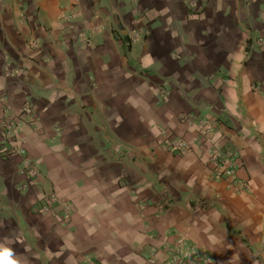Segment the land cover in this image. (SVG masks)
<instances>
[{"label":"crops","instance_id":"obj_1","mask_svg":"<svg viewBox=\"0 0 264 264\" xmlns=\"http://www.w3.org/2000/svg\"><path fill=\"white\" fill-rule=\"evenodd\" d=\"M3 100L37 119L17 136L36 184L18 191L21 158H0L13 264H149L168 233L264 264V0H0V117ZM191 113L219 124L204 145ZM170 134L192 152L163 150ZM213 146L239 153L245 190L209 180ZM49 194L68 220L36 213Z\"/></svg>","mask_w":264,"mask_h":264},{"label":"built area","instance_id":"obj_2","mask_svg":"<svg viewBox=\"0 0 264 264\" xmlns=\"http://www.w3.org/2000/svg\"><path fill=\"white\" fill-rule=\"evenodd\" d=\"M29 45L36 47L35 42H29ZM25 119L30 125H36L37 119L31 101L25 100L19 113L13 114L7 101L3 100L2 117H0V158L9 159L14 156L21 158L20 176L22 180L17 187L20 192H25L34 186L39 176L36 164L28 158L26 149L18 142V132L26 124ZM181 121L195 135L198 145H204L218 132L219 124L210 116H199L194 113L184 114ZM161 148L177 156H184L193 150L184 138L174 137L172 134L164 137ZM239 158V153L230 148L211 147L207 163L210 169L209 180L212 182L225 180L234 192L245 190L246 184L236 177ZM159 196L163 200L162 204L167 205L169 195L166 190H162ZM56 208L62 211L63 221L69 219L72 212L71 207L67 202L58 200L54 194L40 199L36 213L39 215L53 214ZM158 242V245L151 249L146 258V262L149 264H214V258L210 251L192 244L182 234L168 233L159 237Z\"/></svg>","mask_w":264,"mask_h":264},{"label":"clouds","instance_id":"obj_3","mask_svg":"<svg viewBox=\"0 0 264 264\" xmlns=\"http://www.w3.org/2000/svg\"><path fill=\"white\" fill-rule=\"evenodd\" d=\"M9 255L10 253H8V256ZM7 257L0 255V264H13V262L7 259Z\"/></svg>","mask_w":264,"mask_h":264},{"label":"snow or ice","instance_id":"obj_4","mask_svg":"<svg viewBox=\"0 0 264 264\" xmlns=\"http://www.w3.org/2000/svg\"><path fill=\"white\" fill-rule=\"evenodd\" d=\"M0 255L7 257L8 256V252L5 250L3 253H0Z\"/></svg>","mask_w":264,"mask_h":264},{"label":"rangeland","instance_id":"obj_5","mask_svg":"<svg viewBox=\"0 0 264 264\" xmlns=\"http://www.w3.org/2000/svg\"><path fill=\"white\" fill-rule=\"evenodd\" d=\"M195 114V113H194ZM46 215H49V214H46Z\"/></svg>","mask_w":264,"mask_h":264}]
</instances>
